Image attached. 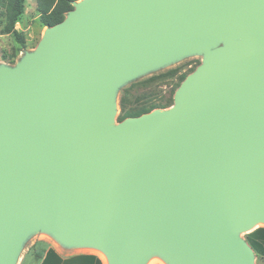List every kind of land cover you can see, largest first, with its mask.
I'll use <instances>...</instances> for the list:
<instances>
[{
    "label": "water",
    "instance_id": "water-1",
    "mask_svg": "<svg viewBox=\"0 0 264 264\" xmlns=\"http://www.w3.org/2000/svg\"><path fill=\"white\" fill-rule=\"evenodd\" d=\"M0 64V264L45 232L109 264H255L264 224V0H78ZM168 108L127 81L190 53Z\"/></svg>",
    "mask_w": 264,
    "mask_h": 264
},
{
    "label": "rangeland",
    "instance_id": "rangeland-1",
    "mask_svg": "<svg viewBox=\"0 0 264 264\" xmlns=\"http://www.w3.org/2000/svg\"><path fill=\"white\" fill-rule=\"evenodd\" d=\"M6 25L7 18L4 9L0 6V64L15 66L24 57L26 52H31L36 49L45 34L47 26L41 22L40 14L36 9V0H25V11L16 25V29L20 33V39H17L13 32H7ZM203 56V53L200 52L190 53L127 81L118 90L117 100L124 88H129L133 85L134 89L132 90V95L134 96H130V103H134L137 94H142L153 87V85H149V83L143 81L149 79L153 75H159L170 69L178 68L180 69V72L190 71L195 67L197 68L202 63ZM176 82L177 76H174L173 78L158 79L155 86L162 91L156 92L157 101L165 97L168 92L165 93L166 89L174 87ZM119 112L120 107L118 103L115 115L116 120ZM248 233V231L240 232V236L247 239ZM51 242L55 244L57 243L45 232L40 231L31 234L23 243V246L17 255L15 264H38L35 252L37 253L45 250L48 246L52 245ZM35 247H37L38 250L34 251ZM42 247L45 248L43 249ZM93 251H97L104 258L106 264H109L104 253L98 250ZM254 263L264 264V262L257 257L255 258ZM145 264H167V262L161 256L152 254Z\"/></svg>",
    "mask_w": 264,
    "mask_h": 264
},
{
    "label": "trees",
    "instance_id": "trees-1",
    "mask_svg": "<svg viewBox=\"0 0 264 264\" xmlns=\"http://www.w3.org/2000/svg\"><path fill=\"white\" fill-rule=\"evenodd\" d=\"M76 1L78 0H36V9L40 14L41 22L45 26H54L60 23L65 19L67 13L74 8L73 3ZM0 6L4 9L7 18V32H13L16 38L20 39V33L16 29V25L25 11V0H0ZM195 68L184 72H180V69L175 68L159 75L151 76L149 79L143 82L149 83V85H153V87H151L149 90H146L142 94H137L134 99V103H130V96L132 95V90L134 89L133 85H131L129 88H124L118 98L120 107L118 121H122L125 118L131 116H139L157 108L170 107L174 102L176 90L181 85L183 80L195 70ZM174 76H177V82L175 86L170 89H166L165 93L168 91L167 95H165V97H163L161 100L157 101L156 92L162 91L157 89V86H155L157 84V80L161 78H173ZM263 230L264 229H257V231ZM257 231H254L248 235L247 240L255 249L257 254H259L257 257L264 262V255L259 251V244L254 238H252V234L254 236V233ZM44 252V250L42 252H35L37 261H40L43 258ZM67 260L69 259H62V257L53 248H49L46 251L41 264H64L67 262Z\"/></svg>",
    "mask_w": 264,
    "mask_h": 264
},
{
    "label": "crops",
    "instance_id": "crops-1",
    "mask_svg": "<svg viewBox=\"0 0 264 264\" xmlns=\"http://www.w3.org/2000/svg\"><path fill=\"white\" fill-rule=\"evenodd\" d=\"M257 229H264V224L261 223V224L257 225L255 228H253L252 230L249 231L248 235H250L254 231H257ZM252 238H254L255 241L259 244V247H260L259 251L261 254L264 255V230L255 232L254 236L252 234ZM248 243H249V241H248ZM56 244L52 243V245L48 246L44 250L45 251L44 256L46 254V251L49 248H53L62 257V259H64V260L69 259L64 264H106V261L104 260V258L97 251H93L91 249H65V248L61 247L58 243H56ZM42 248L44 249L45 247H42ZM35 250H38L37 247H35L34 251ZM253 250H254L256 257H257V255H259V254H257V252L255 251L254 248H253ZM44 256H43V258H44ZM43 258L40 261H38V264H41ZM48 264H50V263H48Z\"/></svg>",
    "mask_w": 264,
    "mask_h": 264
},
{
    "label": "bare ground",
    "instance_id": "bare-ground-1",
    "mask_svg": "<svg viewBox=\"0 0 264 264\" xmlns=\"http://www.w3.org/2000/svg\"><path fill=\"white\" fill-rule=\"evenodd\" d=\"M96 253V252H95Z\"/></svg>",
    "mask_w": 264,
    "mask_h": 264
}]
</instances>
